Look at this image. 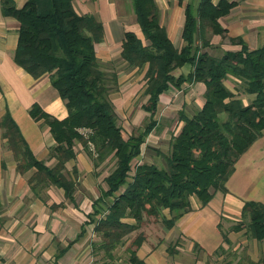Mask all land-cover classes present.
<instances>
[{
    "label": "trees",
    "instance_id": "trees-1",
    "mask_svg": "<svg viewBox=\"0 0 264 264\" xmlns=\"http://www.w3.org/2000/svg\"><path fill=\"white\" fill-rule=\"evenodd\" d=\"M131 2L144 38L125 30L121 57L131 67L146 68L143 108L149 119L137 133L125 137L111 98L118 89V72L104 67L96 50L105 34L103 21L92 12H78L75 0H27L21 7L15 0H1L3 13L19 21L15 62L34 77L48 73L68 108L64 118L52 116L38 103L30 109L34 118L49 124L56 140L51 149L57 158L53 166L36 157L11 114L4 115L1 125L15 156L21 159L18 168L35 166L29 180L33 188L56 185L73 200L77 180L65 169L66 162L76 157V141L86 146L93 143L95 164L114 157L115 167L105 178L107 188L97 200L104 201L106 208L94 226L101 237L95 245L111 258L126 235L147 219L162 218L171 227L193 209V197L204 206L217 190H226L237 160L264 131V45L250 49L242 37H231L233 43L241 44L239 49H226L221 56L205 50L213 45L211 34H225L220 18L235 6L234 0H199L197 5L189 1L180 47L161 22L156 0ZM185 64H191L192 70L176 76L174 70ZM231 76L241 80L238 93L255 94L250 103L244 104L228 87L226 80ZM197 81L206 84L204 103L190 114L185 108L179 110L183 124L171 136L170 151L164 155L167 165L148 161L133 165L148 135L158 128L154 116L161 95L171 86L180 88L185 82ZM83 128L92 132L86 135ZM74 171L77 174L76 167ZM166 208L169 218L163 217ZM242 214L248 220V233L264 239V203L248 200ZM243 224L241 219L233 229ZM142 241V235L133 240L130 264H146L133 247Z\"/></svg>",
    "mask_w": 264,
    "mask_h": 264
},
{
    "label": "crops",
    "instance_id": "crops-1",
    "mask_svg": "<svg viewBox=\"0 0 264 264\" xmlns=\"http://www.w3.org/2000/svg\"><path fill=\"white\" fill-rule=\"evenodd\" d=\"M26 1L15 0V3L21 7ZM77 1L81 8V11L76 8L78 12H91L92 1ZM156 1L161 10V22L174 44L180 47L183 44L181 33L185 22V5L191 0ZM192 1L196 5L199 2ZM234 1L236 4L231 11L220 18L226 28L225 34H211L213 45L205 47L212 54L217 50L221 56L226 49H239L241 44L233 43L231 37H242L250 49L264 45V0ZM213 2L218 3L219 0ZM106 5L104 7L111 13L110 19L114 22L119 20L121 33L117 34L112 26L109 28L105 17L92 12L103 21L105 28L103 40L96 43L98 56L99 48L109 52L117 46L119 38L123 42L127 30L114 7L111 11ZM18 28L19 21L3 13L0 0V256L6 264H130L129 248L139 235L143 236V241L133 247L146 264H248L251 260L261 259V254H251L249 247L252 244L255 249L264 248V239L258 240L248 233V220L243 219L242 208L248 200L264 203V131L237 160L235 170L226 182V190H217L204 206L193 197V209L179 217L171 227L164 224L162 218L147 219L140 228L126 235L124 243L118 246L120 254L124 253L123 259L106 257L104 251L94 243L101 238L95 232V222L106 208L104 201L97 200L102 190L107 188L105 178L115 167L104 172L108 158L95 164L94 145L90 143L86 146L76 141V157L66 162L65 172L77 180L73 200L67 198L64 190L56 185L33 188L29 180L36 167L23 171L18 168L21 159L15 156L10 147L1 121L9 112L36 157L53 166L57 158L51 155V149L56 140L49 124L43 118H34L30 109L34 103H38L52 116L64 118L68 108L48 73L34 77L15 62ZM129 67L132 71L127 76L139 69ZM176 69L180 70L177 75L173 72L176 76L188 74L192 65L185 64ZM120 75L118 84L125 79ZM239 82L241 80L235 76L226 80L237 97L248 104L255 94L238 93ZM205 89L206 84L202 81L185 82L180 88L171 86L161 95L154 118L157 119L158 111L164 109L163 104L169 108L170 99H174L175 95V103H181L179 110L185 108L187 111L188 105L194 111L201 108ZM141 108L149 113L143 105ZM163 215L165 218L171 217L168 208L163 210ZM241 219L244 220L243 227L233 229V225ZM125 220L135 222L134 218Z\"/></svg>",
    "mask_w": 264,
    "mask_h": 264
},
{
    "label": "rangeland",
    "instance_id": "rangeland-1",
    "mask_svg": "<svg viewBox=\"0 0 264 264\" xmlns=\"http://www.w3.org/2000/svg\"><path fill=\"white\" fill-rule=\"evenodd\" d=\"M91 1L94 3V5H92L89 10L98 14L99 16L105 17L108 24L107 26L109 28L112 26L117 34L121 33V25L118 22L119 20L114 22L115 20L110 19L111 13L108 12L109 10L107 7H104V4H107L106 6L110 7L111 11L112 6L114 7V11L123 21L125 29H133L139 35H141L142 38H144L142 31L139 28V24L136 21V15L134 14L130 0H90V2ZM75 4L76 8L81 11L77 0ZM108 33L109 32L107 31V35ZM120 39L121 38L118 39L119 42L117 43V46L111 51L105 52L101 47L98 49V53L104 67L109 70L117 71L118 75L121 74L125 78L124 81L118 85L119 90L117 89L111 93V98L118 113V123L122 127L123 135L128 137L132 133H137L140 128L144 126V124L149 119V113H146L141 108L143 102H145L147 99V96L144 93L146 86L145 70L136 69L134 73H132L130 76H127V73L132 70L129 69L130 67L127 65V62L121 57L120 51L122 46L120 45ZM144 41L147 42L146 39H144ZM214 53V55L219 56L217 50H215ZM185 72H187V70ZM174 73L177 75L180 73V70L175 69ZM176 97L177 96L175 95L174 99L168 98L171 100L169 103V108L163 104L165 106L164 109L162 108V110L158 111L157 120L159 122V127L147 137L146 142L143 144L142 153L140 157L133 161V165L138 161L155 162L159 166L164 167L167 165L164 155L170 151L172 134L176 132L181 126L178 112V108H180L181 103H175ZM186 109L190 113L194 111L189 105L186 106ZM157 151H161V153H158ZM115 162L116 161L114 157H109L107 159L106 169L104 172L113 169ZM117 248L114 250V259H123L124 253L120 254V251L117 250ZM249 248L251 254L256 255L257 252L260 253L261 255L259 256L261 259L259 261L251 260L248 264H264V248L260 247L255 249L252 244ZM233 254L236 255L238 252H234Z\"/></svg>",
    "mask_w": 264,
    "mask_h": 264
},
{
    "label": "built area",
    "instance_id": "built-area-1",
    "mask_svg": "<svg viewBox=\"0 0 264 264\" xmlns=\"http://www.w3.org/2000/svg\"><path fill=\"white\" fill-rule=\"evenodd\" d=\"M82 131L88 135L89 133L92 132V129L89 128H83ZM93 145V143H91ZM0 264H6L5 261L3 260V258L0 256Z\"/></svg>",
    "mask_w": 264,
    "mask_h": 264
}]
</instances>
